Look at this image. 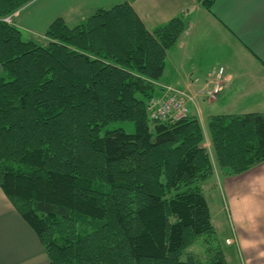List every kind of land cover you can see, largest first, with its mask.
Returning <instances> with one entry per match:
<instances>
[{
	"label": "trees",
	"instance_id": "16d2710c",
	"mask_svg": "<svg viewBox=\"0 0 264 264\" xmlns=\"http://www.w3.org/2000/svg\"><path fill=\"white\" fill-rule=\"evenodd\" d=\"M30 1L0 0V189L48 263L226 264L198 118L147 110L182 16L148 31L127 0L24 38L2 18ZM206 129L222 175L264 161V113L211 114Z\"/></svg>",
	"mask_w": 264,
	"mask_h": 264
},
{
	"label": "crops",
	"instance_id": "0c3cea01",
	"mask_svg": "<svg viewBox=\"0 0 264 264\" xmlns=\"http://www.w3.org/2000/svg\"><path fill=\"white\" fill-rule=\"evenodd\" d=\"M124 1L127 0H31L16 10L12 23L27 36L38 37L44 35L55 19L72 26L98 9ZM129 3L148 31L177 15L182 16L183 30L166 50L162 73L163 77L174 75L176 85L165 80L158 84L192 94L193 100H188L186 105L204 130L203 146L210 156L212 147L205 134L209 115L264 113V0H214L209 9L197 0H131ZM219 67L223 68L222 87L216 99L208 101L199 91L210 87L208 78ZM203 103L210 104L211 109ZM205 184L208 188L217 187L223 198L228 229L221 231L209 209L215 232L224 237V244L234 245L241 264H264V214L256 217L259 223L255 226L250 219L253 208L264 206V161L231 176L222 175L214 163V176ZM249 198L253 204L245 213L244 199ZM227 239L231 240L230 244L226 243ZM220 247L226 264H235L234 250L227 251L221 244ZM0 264H49L38 238L1 189Z\"/></svg>",
	"mask_w": 264,
	"mask_h": 264
},
{
	"label": "built area",
	"instance_id": "2783aa9c",
	"mask_svg": "<svg viewBox=\"0 0 264 264\" xmlns=\"http://www.w3.org/2000/svg\"><path fill=\"white\" fill-rule=\"evenodd\" d=\"M3 21L12 22L11 15L2 18ZM210 87L199 91L202 98L206 100L215 99L220 92L223 81V68L219 67L208 78ZM192 101L193 96L188 92L176 90L171 86H165L160 96L153 97L149 100L147 110L149 115L154 119H178L188 112L187 101ZM231 240L227 239L226 243Z\"/></svg>",
	"mask_w": 264,
	"mask_h": 264
},
{
	"label": "rangeland",
	"instance_id": "374dc122",
	"mask_svg": "<svg viewBox=\"0 0 264 264\" xmlns=\"http://www.w3.org/2000/svg\"><path fill=\"white\" fill-rule=\"evenodd\" d=\"M16 12V11H15ZM13 12L12 14H9L11 15V17H13L14 13ZM27 34L23 31V37L26 38ZM40 39L43 38V35L42 36H38ZM163 75V74H162ZM161 75V77H163ZM161 77L159 78L158 81L162 82V80H165L166 83H169L171 85H176L175 84V78H174V75H169V74H164V77L163 79H161ZM165 83V84H166ZM171 85H163V86H171ZM182 87V86H181ZM216 99V98H215ZM212 100V99H210ZM206 102V101H205ZM204 106L207 108V109H211L210 108V104L208 103H203ZM213 105V103L211 104ZM191 112V110H190ZM114 126L115 127H121L123 128L126 132H133L134 131V125L131 121H118V122H115L114 123ZM205 134L209 137V133L206 129L205 131ZM211 156H213V164L215 162V155L213 153V149L211 148ZM207 182V181H206ZM206 182L203 183V193L206 197V200H207V203H208V206H209V209L211 211V214H212V217L214 219L215 222H217L219 224V227L221 229V231H226L228 229V223H227V220H226V217H225V214L223 213V210H222V195L218 192V189L217 187L215 188L214 186H211L210 188L206 187ZM208 188V189H207ZM216 233L218 234L217 230H216ZM201 238V239H200ZM202 238H204L202 235L199 237L200 240H202ZM218 240L220 241V244L223 245V248L226 249L227 251H233L235 249L234 245L233 246H228L226 244H224V237L220 235L219 237V234H218ZM231 243V242H230ZM230 243H227V244H230ZM194 247V246H193ZM232 256H233V261L235 262V264H241L240 261H239V258L237 256V252L236 250H234V253L232 252Z\"/></svg>",
	"mask_w": 264,
	"mask_h": 264
},
{
	"label": "clouds",
	"instance_id": "9594fccd",
	"mask_svg": "<svg viewBox=\"0 0 264 264\" xmlns=\"http://www.w3.org/2000/svg\"><path fill=\"white\" fill-rule=\"evenodd\" d=\"M256 180V178H255ZM252 200L249 199H244V212L248 213L249 212V208L252 207ZM264 214V206H261L259 208H253V210L250 213V219L252 220L253 226H255L257 223H259V221L256 219V217L260 216Z\"/></svg>",
	"mask_w": 264,
	"mask_h": 264
}]
</instances>
